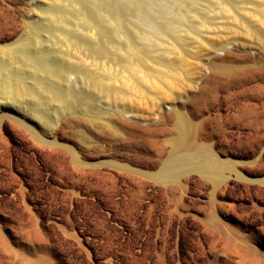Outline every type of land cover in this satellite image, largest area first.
<instances>
[{
	"label": "rangeland",
	"instance_id": "rangeland-1",
	"mask_svg": "<svg viewBox=\"0 0 264 264\" xmlns=\"http://www.w3.org/2000/svg\"><path fill=\"white\" fill-rule=\"evenodd\" d=\"M116 1L131 6V11L127 18L116 13L112 19L113 40L126 43L127 28L138 44L147 42L153 54H163L170 62L158 66L149 60L148 64L160 70L145 79L144 89L129 93L126 100L151 113L175 101L190 125L187 145L179 152L213 151L224 163L220 169L227 179L215 185L196 169L181 177L183 185L157 177L163 163L177 152L171 142L177 130L174 114L165 122L157 118L149 121L153 130L149 144L157 153L139 145L115 152V163H126L136 170L106 166L99 169L104 173L101 176L87 175L77 181L59 177L56 164L37 169L35 149L28 144L25 154H21L3 142L0 187L7 182H22L31 209L17 194L15 185L7 198L0 196V264H147L148 260L151 264H230L240 259L241 264H264V81L247 82L251 75H262L264 79V0H229L233 11L239 12L242 6L257 11L243 19L257 26L263 39L244 34L239 39L251 49H231L245 59L233 64L249 74L220 76L205 87L203 77L211 75L210 66L200 77L205 73L201 61L206 49L214 45L227 51L236 37L211 35L204 43L206 49L189 38L178 39L169 33L152 32L148 42L143 37L152 29L144 21L146 9L176 23L175 0H143V11L130 0ZM195 3L197 7L216 9L212 0ZM190 22L183 20L179 26L187 30ZM76 79L71 81L77 84ZM13 131L19 142L18 132ZM3 135L11 134L2 128L0 139ZM98 160L105 159L92 161ZM15 193L16 198L11 196ZM151 217L162 218V222H152ZM149 225L152 238L158 225L169 227L171 234L166 242L160 241L148 250ZM179 232L184 238L180 247L176 244ZM227 238L231 244H227ZM246 248H252L247 255ZM158 251H164L162 260L157 257Z\"/></svg>",
	"mask_w": 264,
	"mask_h": 264
},
{
	"label": "bare ground",
	"instance_id": "bare-ground-1",
	"mask_svg": "<svg viewBox=\"0 0 264 264\" xmlns=\"http://www.w3.org/2000/svg\"><path fill=\"white\" fill-rule=\"evenodd\" d=\"M130 1L140 10L145 7L143 0ZM175 3L178 6L176 23L166 20L159 12L146 9L144 21L152 29L143 37L146 41L152 40V32L169 33L178 39L189 38L201 49H206L204 43L211 35H231L237 41L227 51L214 45L206 49L201 61L205 73L200 77L207 74L210 66L211 75L203 77V87L220 76L235 78L249 74L233 64L245 59L231 49H251L239 39L244 34L251 33L256 39H263L257 26L245 20V15H255L256 10L242 6L239 12L233 11L229 0H212L216 9L197 7L195 0H175ZM130 7L116 0H0V130L3 128L11 134L9 137L3 135L0 144L4 142L9 149L21 154H25L28 144L35 149L37 169L41 171L56 164L59 177L77 181L87 175L101 176L103 172L99 169L106 166L136 170L126 163H115L112 158L115 152L139 145L150 153H157L149 144V136L153 134L149 121L157 118L165 122L174 114L177 130L171 142L177 152L163 163L157 177L183 185L181 177L190 169H196L219 185L227 176L220 169L224 163L216 153L211 150L194 154L179 152L187 145L185 138L190 125L175 101H168L157 113H151L133 107L126 100L129 93L144 89L145 79L160 70L148 64L149 60L158 66L170 63L163 54H153L147 42L138 44L127 28L124 30L128 38L126 43L113 40L112 19L116 13L126 17ZM190 18L192 22L187 30L179 26L183 20L191 21ZM196 23L199 26H195ZM164 43L162 40L165 46ZM75 77L77 84L71 81ZM247 79L248 83L264 81L262 75H251ZM119 81L121 83L117 84ZM178 102L184 105L183 101ZM13 130L18 132L19 135L15 134L19 142ZM101 158L105 160L92 161ZM69 160L74 165H70ZM14 185L26 207L31 209L22 182L3 184L0 196L7 198ZM11 196L16 198V193ZM172 197L177 198L174 193ZM213 214L219 222L217 211ZM150 220L162 222V218L151 217ZM159 225L154 238L149 225L148 250L150 246H158L160 241L166 242L171 234L169 227ZM178 234L176 244L180 247L184 238L180 232ZM226 242L232 243L228 238ZM251 249L246 248L244 254ZM147 256L149 259L150 253ZM157 257L162 260L164 251H158ZM242 261L232 260L230 264ZM147 264L151 262L148 260Z\"/></svg>",
	"mask_w": 264,
	"mask_h": 264
}]
</instances>
